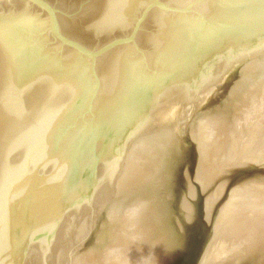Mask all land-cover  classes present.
<instances>
[{
	"label": "water",
	"instance_id": "obj_1",
	"mask_svg": "<svg viewBox=\"0 0 264 264\" xmlns=\"http://www.w3.org/2000/svg\"><path fill=\"white\" fill-rule=\"evenodd\" d=\"M0 264H264V0H0Z\"/></svg>",
	"mask_w": 264,
	"mask_h": 264
}]
</instances>
